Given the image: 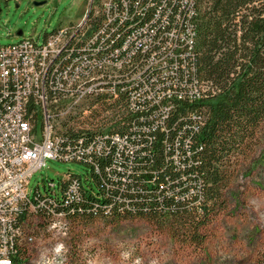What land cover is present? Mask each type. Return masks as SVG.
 Returning <instances> with one entry per match:
<instances>
[{
	"label": "trees",
	"instance_id": "16d2710c",
	"mask_svg": "<svg viewBox=\"0 0 264 264\" xmlns=\"http://www.w3.org/2000/svg\"><path fill=\"white\" fill-rule=\"evenodd\" d=\"M112 6V16L94 8L89 13L91 25L101 29L98 40L89 47L71 39L66 48L57 46L58 56L85 61L118 54L123 69L113 64L106 76L129 80L126 70L139 66L144 89L139 81L116 86L117 93L139 90L135 106L127 102L129 94L122 103L114 97L94 101L85 119L92 129L83 125L64 139L65 147L84 156L75 161L90 166L84 178L67 171L80 193L66 197L68 178L59 181V191L51 183L45 192L37 186L39 197H49L39 208L67 209L72 218L145 215L191 237L224 204L239 155L248 153L264 127V0H114ZM169 52L164 74L157 61ZM103 73L104 66L95 65L79 81ZM47 76V88H54V76ZM61 86L63 75L56 76ZM108 119L109 134L118 138L101 133ZM66 229L67 222L50 225V231ZM58 245L68 264L62 242L37 264ZM26 256V245L17 244L19 264Z\"/></svg>",
	"mask_w": 264,
	"mask_h": 264
},
{
	"label": "built area",
	"instance_id": "2783aa9c",
	"mask_svg": "<svg viewBox=\"0 0 264 264\" xmlns=\"http://www.w3.org/2000/svg\"><path fill=\"white\" fill-rule=\"evenodd\" d=\"M113 4L114 0H88L82 19L46 31L42 42L34 36H24L14 42L0 43V264H19L15 257L17 244L33 242L34 234L26 229L28 212L38 214L48 230L49 224L56 221L67 222L68 228L71 212L55 207L40 210L44 198L49 197H39L36 190L31 193L28 182L33 172L49 157L61 160H81L84 157L80 151L65 147L64 139L73 131L78 132L83 125L92 129L85 119L92 114L93 101L102 100L103 104L113 101L114 97L122 103L129 94L127 102L135 106L133 100L138 99L139 90L117 93L116 86L139 81L141 67L126 70L129 80L120 81L119 77L105 74L106 67L111 64H119L123 69L122 60H115L118 54H106L91 60L84 58L85 61H78L77 55L64 61L56 54V47L65 45L66 48L71 39L87 43L89 47L98 40L101 29L91 25L89 13L94 8L95 12L112 16ZM139 41H144V37ZM189 42H193V36ZM169 60L170 52L158 57V69L164 74L170 70ZM95 65H104L103 75L88 83H79V74ZM46 75L54 76V88H47ZM55 75L64 76V86L56 87ZM139 84V88L144 87L142 82ZM160 93L163 98L168 92ZM109 122L110 119L100 129L101 133L118 138L115 133L109 134ZM71 126L74 129H69ZM94 131L100 132L98 129ZM63 178L69 179L65 186L66 197L73 198L80 193L76 179L70 178L68 172ZM50 183L55 186L54 182ZM68 230H53L58 237L54 242L66 245L63 237ZM8 238H15V245H8Z\"/></svg>",
	"mask_w": 264,
	"mask_h": 264
},
{
	"label": "rangeland",
	"instance_id": "374dc122",
	"mask_svg": "<svg viewBox=\"0 0 264 264\" xmlns=\"http://www.w3.org/2000/svg\"><path fill=\"white\" fill-rule=\"evenodd\" d=\"M87 7L88 0H0V43L24 36L42 42L46 31L82 19ZM255 137L248 153L239 155L237 172L223 190L224 204L194 233L197 238L145 215L71 218L63 237L68 264H264V127ZM68 170L84 178L90 166L49 157L29 178L31 193L37 186L49 190L50 180L59 191ZM25 222L34 240L22 264H37L58 237L36 213L28 212Z\"/></svg>",
	"mask_w": 264,
	"mask_h": 264
},
{
	"label": "bare ground",
	"instance_id": "6f19581e",
	"mask_svg": "<svg viewBox=\"0 0 264 264\" xmlns=\"http://www.w3.org/2000/svg\"><path fill=\"white\" fill-rule=\"evenodd\" d=\"M60 46H65V45H60ZM58 47H56V54H57V56H58ZM157 64H158V61H157ZM111 65H113V64H111ZM104 66V65H103ZM158 66V65H157ZM108 68H111V66L110 67H106V69H108ZM105 69V70H106ZM83 72H87V71H83ZM83 72H81L80 74H79V77L83 74ZM48 76L46 75V78H47ZM79 83H80V81H79ZM95 101V100H94ZM94 101H93V103H94ZM58 221H56V222H51L50 224H49V228H50V225L51 224H56ZM12 240H13V238H8V245H10V242H12ZM56 243H58V242H56ZM64 249L62 248V246L61 245H58L56 248H55V252H53L51 255H49V256H47V257H43L41 260H40V262H39V264H64V262H65V258L63 257V254H64ZM63 252V253H62Z\"/></svg>",
	"mask_w": 264,
	"mask_h": 264
},
{
	"label": "water",
	"instance_id": "95a60500",
	"mask_svg": "<svg viewBox=\"0 0 264 264\" xmlns=\"http://www.w3.org/2000/svg\"><path fill=\"white\" fill-rule=\"evenodd\" d=\"M35 3H38V1H35Z\"/></svg>",
	"mask_w": 264,
	"mask_h": 264
}]
</instances>
